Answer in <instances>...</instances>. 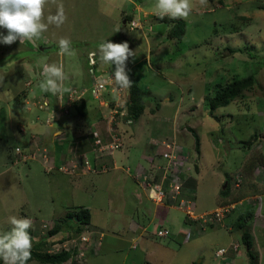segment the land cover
<instances>
[{
  "label": "rangeland",
  "instance_id": "obj_1",
  "mask_svg": "<svg viewBox=\"0 0 264 264\" xmlns=\"http://www.w3.org/2000/svg\"><path fill=\"white\" fill-rule=\"evenodd\" d=\"M123 1L126 13L137 5L142 7L143 12L135 16L142 28L132 30L130 23H114L113 13L119 10L120 0H62L67 20L61 27L49 25L35 44L27 40L0 43V109L7 112L5 129H0V136L4 135L0 138V234L11 229L9 216H26L32 221L29 230L34 240H39L72 206L83 205L91 212V224L106 236L96 251L89 248L85 257L77 259L78 264H194L200 260L201 264H217L220 248L232 255L231 264H248L243 230L233 223L240 214L250 215L247 228L259 252L258 264H264V195L244 199L223 223L200 232L185 229L189 219L185 210L177 209L180 199L175 200L177 206L155 207L135 179L137 164L144 163L142 155L153 147L150 137L175 135L181 153L190 156L183 168L191 167L186 173L196 181L193 192L182 191L184 200L190 201L185 207L201 214L217 206L216 197L227 174L242 164L247 153L264 150V0H207L204 5L190 0L191 13L180 18L186 22V32L178 39L167 37V25L157 18L156 0ZM55 11L54 4L45 5V22ZM0 34L7 35V30L0 28ZM60 37L71 40L72 54H57ZM106 40L127 42L135 52L126 65L129 78L145 92L146 113L132 125L116 126L120 119L112 125L113 133L123 141V146L112 152L117 168L93 173L77 167L74 174L67 173L60 169L62 163L52 156L51 149L43 146L40 133L51 134V143L55 131H66L64 139L70 140L67 130L74 129L57 126L58 121L52 126L45 124L46 113L33 103L43 95L39 88L42 80L36 81V77L45 63H60L66 75L71 70L82 73L78 85L89 86L94 76L104 80L115 66L102 63L97 55V64L90 71L82 50L90 45L98 48ZM250 74L255 75L256 84L212 114L211 98L229 82ZM88 97L94 99L91 93ZM149 113L159 121V127H152ZM92 114L95 118L96 112ZM67 117L73 125L83 119L78 114ZM95 121L102 138L111 141L107 119L100 115ZM194 132L200 139L199 150ZM254 134L258 138L250 146ZM30 143L32 148H28ZM16 147L25 153L46 147L49 161L39 154L35 159H19ZM85 156L94 168L92 154ZM53 160L55 167L50 168ZM257 174L264 177V165ZM164 209H168L166 218ZM133 220L150 226L149 231L142 236L132 233ZM163 227L169 228V236H158ZM189 230L192 236L187 239ZM133 243L138 248H133ZM234 244L239 245L238 250H232ZM47 248L52 249L51 245Z\"/></svg>",
  "mask_w": 264,
  "mask_h": 264
},
{
  "label": "crops",
  "instance_id": "obj_2",
  "mask_svg": "<svg viewBox=\"0 0 264 264\" xmlns=\"http://www.w3.org/2000/svg\"><path fill=\"white\" fill-rule=\"evenodd\" d=\"M123 4H124V1L120 0V3L117 4L118 6H120L119 10L117 12L113 13V15L115 16V18L113 19L115 24H118L121 21L124 24H128L129 23L128 18L130 19V21L135 20L136 13H137V15H139V14H141L143 12L142 7L140 5H137V6L134 7V10L131 13H126L128 8L125 9V7H123ZM97 49L98 48L96 46H94V45L85 46V48L82 50V53L84 55H87V59H88V53L91 52V51H96ZM58 52L59 51L57 49V54H58ZM61 56H64V55H61ZM88 63H89V60H88ZM96 64H97V59H96ZM89 66H90V64H89ZM91 69H92V71L94 70L92 68V66H90L89 70L91 71ZM64 74H65V72H64ZM95 78H97V77L94 76L92 78V81H91L90 85H92V82H93V80ZM41 80L43 81L44 79H40L38 81H41ZM78 82L79 83L82 82V73L78 72V70H71L70 73H68L67 75L65 74V80L63 82V91L62 92H65V90L68 91L72 87L86 88V87L90 86V85L89 86L78 85ZM104 91L102 93L101 98H99V99L98 98H94L93 99L92 97H88L87 98V96H86L84 98V100L82 101V103H80L78 105H75V107L71 110L70 115L74 116V115L78 114L77 113L78 110H77L76 107H78L80 105H85L86 106L87 115L86 116H81V115L78 114L79 116H81V118H83L81 121H79V125L71 124L68 121L67 115H61L59 117V121L57 123V126L60 125L61 127H63V126L65 128H70L71 127V128L74 129V130H70V129L67 130V131H69L71 133V135H69L70 138H71L70 140L64 139L66 137V134H67L66 131H64L65 132V137L63 139H60L59 141H56L57 139H55L56 142L52 140L51 143H50L51 134H50V137H48V135H46L45 133H40V136L42 138V142L46 144V145L44 144L43 146H46L49 149H51L50 152H51V154H53L52 156L56 157V159L59 162V164H61V163H71L73 161H77L79 163V167L80 168H82L84 170H88V169H86L87 167L83 163L84 162L83 159L86 157L85 155L87 153H91L92 154V160H93V163H94L95 167L101 168V167L105 166V167H109V169H110L111 166H113V168H117V165H116L117 162H116L115 158L113 157V154L110 153L109 151L99 152L97 150L95 144H94L95 143V138L93 136V132H94V130H97L99 132V129L97 127V124H99V122L95 121L96 116H98L100 118V115H101L105 119H107V124L106 125L108 126V130H109L110 134L113 133L112 125L117 120V119L115 121L112 120L111 108L117 102V100L119 98V95H120V91L113 89L112 85H108V87ZM189 91H191V88H189ZM46 93L52 94L51 92H46ZM121 96L124 99L125 98H129L130 97L129 88H127V89H123L122 88ZM95 100H97V101H95ZM143 100H144V98H143ZM108 105H110L112 107L110 108V107H108ZM105 108L108 109V110H106ZM94 111L96 112L95 118H94V115L92 114ZM145 113H146V108H145L143 114H145ZM149 114L151 116H153L152 118L149 119L150 123H152V127H159L160 126L159 121L154 119V115L153 114H151V113H149ZM120 120L116 122L117 123L116 126L122 125V127H123L124 124L132 125V124L135 123V121H133L132 123H127V122L123 123V122H120ZM85 123H87V125ZM75 127H78V129H75ZM177 131H178V127L176 128V133H177ZM125 133L129 134V131L126 130ZM115 134H117V133H115ZM118 134L120 135V131H118ZM132 134L134 135L133 132H132ZM52 135H54V133H52ZM173 137H175V135L172 136V137H169L168 134H161V135H159L157 137H153V136L150 137V139H151L150 141L152 142L153 147H151L152 149L150 151L144 152V154L142 155L144 163L143 164L142 163H138L137 164V170H136L135 179L137 180L139 185L143 188L144 196L147 199H149L150 202L155 207H157V206L167 207L168 206L167 203L169 205H176V204H174L175 202L172 201V198L171 199L169 198L170 201H166V197H168V196H165L163 202L156 203V201L154 199H152L150 197V195H149L150 194V189L154 185H159V184L162 183L164 188L168 189V192L170 194L169 197H171V195H172L171 192H170L171 182L174 179L175 180L179 179V181L183 185H182V188H181V192L178 195V200L179 199H184L182 191H184V193H185V191L193 192L195 187H196L195 179L192 176H190V175H188L186 173V172L191 171V167H187L186 169L183 168V167L187 166L186 161H188L190 156L187 153H184V152L181 153L182 148L177 144L175 138H173ZM53 138H55V137H53ZM37 139H38V137H37ZM104 139H106V138H104ZM111 141H108L107 139L104 140L105 143H110ZM173 142H175L177 144V146H178L177 149H176V152L174 154V159L170 158L169 156H167V154H169L171 152V149H169L167 147V144L168 143L172 144ZM54 143H56L57 145H53ZM32 144L30 143L29 144L30 146L28 148H32ZM46 147H44V148H46ZM177 152H180V153H177ZM86 158H88V157H86ZM183 158L186 160L185 162H184ZM182 160L184 162L181 165V167L183 168L182 169L183 172H177V171L175 172V171H173L174 168H172L173 170L170 169L169 172L167 173V167L171 166L170 165L171 162H173V166H174L175 164L178 165L177 163H179L180 161L182 162ZM163 179H164V181H163ZM243 201L244 200L236 203V207L239 204H242ZM77 206H83V205H77ZM73 207H76V206H72L71 208H73ZM178 207L179 206H177L178 210H183L181 207H179V208ZM215 208H213V209H215ZM213 209H210L208 211H211ZM150 211H151V209L149 210V212ZM167 211H168V209H164L163 212H162V216L165 217V218H166L167 213H168ZM67 212L65 213V215L67 214ZM205 212H207V211L205 210ZM151 214H152V212H151ZM24 218H26V216H24ZM152 221H155V220H152ZM88 228L96 229L99 232H103L104 233V237L103 238H105L106 233H105V231L101 230V228L93 226L92 224ZM149 228H150V226H143L139 222L133 220L130 230L134 234H137L139 232L138 234H140V236H142L144 234V232L149 231ZM163 228L169 229L167 227H163ZM189 228L191 229V227L189 225H187L185 227V229H189ZM206 230H203V232L206 231ZM64 232H66V231H64ZM64 232H61V233H64ZM134 239H136V238H134ZM135 245H136V247H134ZM132 247L133 248H138L137 247V243H133ZM97 249H95V251ZM202 261L203 260H200L199 263L201 264ZM225 261H227L228 264H231V262L233 261L232 255H226Z\"/></svg>",
  "mask_w": 264,
  "mask_h": 264
},
{
  "label": "trees",
  "instance_id": "obj_3",
  "mask_svg": "<svg viewBox=\"0 0 264 264\" xmlns=\"http://www.w3.org/2000/svg\"><path fill=\"white\" fill-rule=\"evenodd\" d=\"M161 22L167 25L166 35L168 38H182L186 32V22L183 19H172L168 16H165L163 19L158 16ZM129 23L131 22L128 18ZM128 23V24H129ZM37 47V50L41 53L42 51ZM44 79V78H43ZM256 77L254 74H250L247 77L235 79L232 82H229L225 87L221 88L214 97L210 100V107L212 114L220 106H226L230 104L234 99L243 96L244 92L252 88L256 84ZM143 88L135 82H132L131 87L129 88L130 97L126 99L125 108L127 114L124 117V120L132 119L136 121L144 113L146 108V103L143 100ZM77 108V113L81 116L87 115V110L85 105H80ZM7 119V112L4 108L0 109V129L3 131L5 129V121ZM0 131V132H1ZM196 138V149L199 150L200 139L199 136L194 132ZM4 135H1L0 138H3ZM257 134H254L249 140L248 144L254 143L253 140H256ZM184 162L185 159L183 158ZM180 161L178 165L171 167L174 168L173 171L183 172L181 165L184 163ZM264 165V150L258 148L253 152H248L244 157L242 164L232 173H228L226 177V182L219 190L216 197V207L238 203L250 196L264 195V177H260L257 174V170ZM240 175V181L238 176ZM168 182V181H167ZM168 192V189H166ZM166 201H170L171 197L169 192L167 193ZM168 198V199H167ZM170 198V199H169ZM175 202L174 200H172ZM233 212L235 209L232 210ZM231 211V212H232ZM228 213L226 216L231 214ZM241 215V214H240ZM237 217L233 225L243 230L242 240L247 248L248 255V264H258L259 262V252L254 249V236L247 228L246 219L250 215L245 216L241 215ZM226 216L222 221H208L206 223H201L200 221L189 220L188 225L193 230L203 231L209 227H213L216 224L223 223ZM75 217L78 218V224L76 225ZM72 218V219H70ZM92 215L88 208L84 206H76L70 209L64 217L59 218V220L54 222V225L48 231V235L39 240H34L33 233L28 229L30 236L32 237L33 245L31 248V259L27 262H37L38 264H65L67 261L72 259V264H78L77 260L73 259V253L70 251H59L56 253H51L48 250V245H51L52 238L59 232L66 231L69 236L73 234H79L84 231L87 227L91 225ZM222 249V248H220ZM218 249V250H220ZM217 250V251H218ZM233 250V249H232ZM216 251V252H217ZM217 257V255H216ZM222 259V263L219 261L217 264H228L227 261ZM219 259V257H217ZM3 263V260L0 259V264ZM194 264H200L194 262Z\"/></svg>",
  "mask_w": 264,
  "mask_h": 264
},
{
  "label": "clouds",
  "instance_id": "obj_4",
  "mask_svg": "<svg viewBox=\"0 0 264 264\" xmlns=\"http://www.w3.org/2000/svg\"><path fill=\"white\" fill-rule=\"evenodd\" d=\"M207 0H200L202 5ZM51 3L56 6L55 14H48L45 22V5ZM157 15L163 19L187 18L192 11L190 0H156ZM67 20L64 5L57 0H0V28L7 30V35L0 34V43L11 45L17 40L20 44L25 40L35 44L48 31L49 25L61 27ZM119 31V30H118ZM58 55L72 54L71 40L67 37L58 39ZM102 63L115 65L110 77L120 88L127 89L132 85L129 78L126 61L135 55L127 42L113 43L109 40L99 44L96 51L88 53L91 66L96 64V57ZM41 75L44 80L39 88L44 92L57 95L63 91L65 74L63 64L45 63ZM11 229L0 234V259L4 264H27L31 259L32 237L28 229L32 221L28 218L9 216ZM64 232V231H62ZM60 233V232H59Z\"/></svg>",
  "mask_w": 264,
  "mask_h": 264
},
{
  "label": "built area",
  "instance_id": "obj_5",
  "mask_svg": "<svg viewBox=\"0 0 264 264\" xmlns=\"http://www.w3.org/2000/svg\"><path fill=\"white\" fill-rule=\"evenodd\" d=\"M131 29H135L138 27L142 28V24L140 21L132 20L130 23ZM41 71L39 74H37L36 81L43 79L44 77L41 75ZM111 75L109 77H106L104 80H99L97 78L94 79V82L91 86L83 88V89H69L66 93L61 92L57 95H53L50 93H44L43 95L38 98L34 103V105L40 110L46 113L45 117V124L52 126L53 122L59 121V117L61 115H68L71 113V110L75 107V105H78L82 103L84 98L87 96L88 93H91L94 98H101L102 93L108 85H112L113 89L120 91L119 98L117 102L112 106L108 105V107L111 108V117L112 120L116 119H124V117L127 114V110L125 108L126 99H123L121 96L122 88L117 86L113 80L110 79ZM28 86L32 85V81H29L27 83ZM28 102V101H27ZM127 123H132V119H127ZM93 136L95 138V146L99 152L109 151L112 153L115 149H119L123 146V142L120 136H118L115 133L111 134L112 141L110 143H105L100 132L97 130H94ZM55 139H63L65 137V133H63L61 130H57L54 132ZM167 147L171 149V152L167 154L170 158L174 159V154L177 149V144L173 142L172 144L168 143ZM15 155L19 159H35L37 155L44 157L46 161H49V153L47 148H38L34 153H25L24 149L21 147H16L15 149ZM84 165L87 167V169L93 173L96 172H104L107 170L108 167H92L91 163L88 158L83 159ZM52 165L50 168H54V160L52 161ZM171 166L167 167V173L173 166V162L170 163ZM79 167V163L77 161H73L71 163H62L60 165V169L67 172L74 174L75 169ZM238 180L240 181V176H238ZM164 181V179H163ZM182 183L177 180H173L170 185V192H171V198L172 200H178V195L181 192ZM150 197L156 201V203L163 202L165 196L167 195V191L164 188V186L161 184L154 185L150 189ZM190 201H186L184 199H180V207L185 210L188 218L192 221H200L202 224L206 223L208 221H222V219L230 213L233 209L236 207V203L224 205L217 207L211 211H207L202 214H196L193 207L188 206L187 208L185 205L189 203ZM158 236L160 237H167L170 234V230L166 228H162L158 230ZM192 236L191 231L189 230L186 234V238L190 239ZM104 237L103 232L95 231L91 228H86L84 231H82L79 234H73L69 236L67 232L64 233H57L54 235L50 240L52 241L51 247L52 249L49 250L51 253H56L62 250L70 251L73 253V259L77 260L80 258H83L87 254V250L89 248L97 249L99 248L101 241ZM136 247V245L134 246ZM239 245L234 244L232 249L238 250ZM228 253L227 249L222 248L216 252L217 257H219V261L222 263V259H224V256ZM72 262V259L70 260Z\"/></svg>",
  "mask_w": 264,
  "mask_h": 264
},
{
  "label": "water",
  "instance_id": "obj_6",
  "mask_svg": "<svg viewBox=\"0 0 264 264\" xmlns=\"http://www.w3.org/2000/svg\"><path fill=\"white\" fill-rule=\"evenodd\" d=\"M42 49H44V48H42ZM70 219H72V218H70ZM74 219H75V221L77 222V223H76V225H77V224H78V218L75 217Z\"/></svg>",
  "mask_w": 264,
  "mask_h": 264
}]
</instances>
